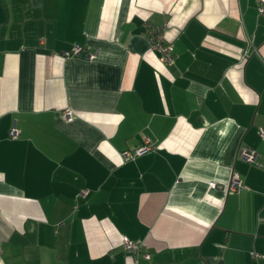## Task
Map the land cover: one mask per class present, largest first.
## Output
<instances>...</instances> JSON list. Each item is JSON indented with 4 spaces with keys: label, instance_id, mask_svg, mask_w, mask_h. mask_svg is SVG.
Wrapping results in <instances>:
<instances>
[{
    "label": "crops",
    "instance_id": "crops-1",
    "mask_svg": "<svg viewBox=\"0 0 264 264\" xmlns=\"http://www.w3.org/2000/svg\"><path fill=\"white\" fill-rule=\"evenodd\" d=\"M261 131L257 0H0V264H264Z\"/></svg>",
    "mask_w": 264,
    "mask_h": 264
},
{
    "label": "built area",
    "instance_id": "built-area-1",
    "mask_svg": "<svg viewBox=\"0 0 264 264\" xmlns=\"http://www.w3.org/2000/svg\"><path fill=\"white\" fill-rule=\"evenodd\" d=\"M257 3H258L259 12L261 14H264V0H257ZM151 46L153 49L158 50L161 53L162 62L167 63V64H172L175 61L173 46L172 44L165 41L162 35L153 33L152 38H151ZM81 52H82V47L79 45H76L73 47L71 51L65 52L64 55L67 58H71L73 56H80ZM89 58L94 59L95 55H90ZM66 116H67L68 121L73 120L72 112L70 110L66 111ZM259 134L261 138L264 139V131H261ZM19 136H20V131L17 128V126L14 125L9 131V137L14 140V139H17ZM152 149H153V145L148 139H146L145 144L139 147L138 149L132 152L130 151L124 152L123 153L124 159L129 160L138 155H142L148 151H151ZM239 158L249 163H255L258 167L260 166V164L257 162L258 152L253 148H250V147L241 148V150L239 151ZM210 185L212 187L216 186V184L213 182L210 183ZM243 187H244L243 182L241 181L239 176L233 175L231 183L228 187V190L232 192L239 191L243 189ZM122 248L127 254H130L133 256H137L138 254H140V244L127 237L123 238ZM254 256L256 257L257 255L254 254ZM144 257L149 258V255H144Z\"/></svg>",
    "mask_w": 264,
    "mask_h": 264
},
{
    "label": "trees",
    "instance_id": "trees-1",
    "mask_svg": "<svg viewBox=\"0 0 264 264\" xmlns=\"http://www.w3.org/2000/svg\"><path fill=\"white\" fill-rule=\"evenodd\" d=\"M72 49H73V48H72ZM72 49H71V50H72ZM71 50H70V51H71Z\"/></svg>",
    "mask_w": 264,
    "mask_h": 264
}]
</instances>
